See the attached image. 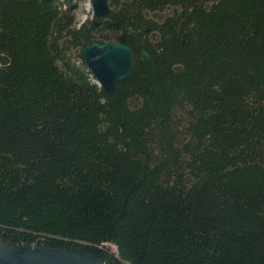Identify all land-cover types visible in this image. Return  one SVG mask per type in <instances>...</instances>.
<instances>
[{
    "label": "trees",
    "instance_id": "obj_1",
    "mask_svg": "<svg viewBox=\"0 0 264 264\" xmlns=\"http://www.w3.org/2000/svg\"><path fill=\"white\" fill-rule=\"evenodd\" d=\"M76 1L0 0V239L264 264V0H111L97 26ZM113 42L134 64L106 93L81 51Z\"/></svg>",
    "mask_w": 264,
    "mask_h": 264
},
{
    "label": "water",
    "instance_id": "obj_2",
    "mask_svg": "<svg viewBox=\"0 0 264 264\" xmlns=\"http://www.w3.org/2000/svg\"><path fill=\"white\" fill-rule=\"evenodd\" d=\"M91 11L97 26L111 14L108 0H91ZM81 56L95 83L106 93L113 92L116 83L130 74L134 64L131 48L121 42L89 44L82 49ZM0 264L109 263L90 254L40 246L10 245L0 239Z\"/></svg>",
    "mask_w": 264,
    "mask_h": 264
},
{
    "label": "rangeland",
    "instance_id": "obj_3",
    "mask_svg": "<svg viewBox=\"0 0 264 264\" xmlns=\"http://www.w3.org/2000/svg\"><path fill=\"white\" fill-rule=\"evenodd\" d=\"M108 2L111 3L112 1L108 0ZM73 4H74L73 6H75L74 14L76 16L77 24L82 23L83 20L85 21V20L94 19L92 16V11H91V0H79V1L73 2ZM72 57H73V61L76 64H80L81 60L77 56L75 51H73Z\"/></svg>",
    "mask_w": 264,
    "mask_h": 264
}]
</instances>
